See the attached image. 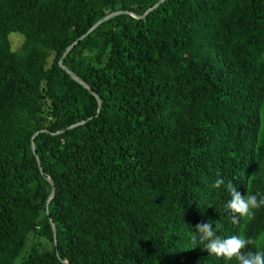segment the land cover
I'll return each instance as SVG.
<instances>
[{
	"label": "trees",
	"instance_id": "obj_1",
	"mask_svg": "<svg viewBox=\"0 0 264 264\" xmlns=\"http://www.w3.org/2000/svg\"><path fill=\"white\" fill-rule=\"evenodd\" d=\"M216 178L264 195V0H0V264H236Z\"/></svg>",
	"mask_w": 264,
	"mask_h": 264
},
{
	"label": "clouds",
	"instance_id": "obj_2",
	"mask_svg": "<svg viewBox=\"0 0 264 264\" xmlns=\"http://www.w3.org/2000/svg\"><path fill=\"white\" fill-rule=\"evenodd\" d=\"M212 188H223L227 192L228 198L221 204L220 212L227 213L233 221L251 217L254 209L264 206V195H241L231 181L225 182L223 178H216ZM219 228V224L214 226L210 220L194 225V232H189L192 247L199 246L208 254L225 260L234 259L236 264H264V247L242 251L254 244L253 239L238 234L221 236L217 234Z\"/></svg>",
	"mask_w": 264,
	"mask_h": 264
},
{
	"label": "water",
	"instance_id": "obj_3",
	"mask_svg": "<svg viewBox=\"0 0 264 264\" xmlns=\"http://www.w3.org/2000/svg\"><path fill=\"white\" fill-rule=\"evenodd\" d=\"M151 10V9H149ZM148 12V11H147ZM147 12L144 14L146 15ZM116 12H112V13H108L107 15L101 17L100 19H98L83 35H81L79 37L78 40L74 41L70 46H68L65 51L63 52V54L61 55L59 61H58V64L59 66L64 69L66 71V73H68L74 80L76 81H79L78 77L73 74L71 71H69L66 67L63 66L62 64V61H63V58L64 56L74 47L75 44L78 43V41L82 40L83 38H85L86 36H88L92 31H94L99 25H101L102 23H104L105 21H107L108 19L112 18L113 16H115ZM85 88H87V90L92 94L94 95V97L96 98L97 102H98V106L100 108V100L99 98L97 97V95L93 92V90L89 87V86H86L84 85ZM84 123V121H81V122H78L76 124H73L71 126H69L67 129H71L73 127H76L80 124ZM33 153H35L34 151V148H33ZM37 162H38V165L40 167V162H39V159L37 158ZM41 170V169H40ZM42 172V171H41ZM50 183H51V187H52V191H51V194L48 198V201L51 199L52 195H53V192H54V184H53V181L50 180ZM51 227H52V231H53V240H54V244L56 245V232H55V229H54V224L51 223Z\"/></svg>",
	"mask_w": 264,
	"mask_h": 264
},
{
	"label": "rangeland",
	"instance_id": "obj_4",
	"mask_svg": "<svg viewBox=\"0 0 264 264\" xmlns=\"http://www.w3.org/2000/svg\"><path fill=\"white\" fill-rule=\"evenodd\" d=\"M9 38H10V41H11V47H12V49L13 50H16V49H18L20 46H21V44H22V41H23V37L20 35V34H18V33H11L10 35H9ZM33 235H31V236H29V238L30 237H32ZM37 241V239L35 238V239H32L31 240V242L30 243H33V242H36ZM29 242V241H28ZM28 242H27V245H26V247L24 248V250L22 251V253L19 255V257L14 261V263L13 264H20L21 263V261L23 260V258H25V256L27 255V252H28V250H29V246H28Z\"/></svg>",
	"mask_w": 264,
	"mask_h": 264
}]
</instances>
